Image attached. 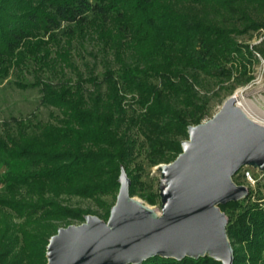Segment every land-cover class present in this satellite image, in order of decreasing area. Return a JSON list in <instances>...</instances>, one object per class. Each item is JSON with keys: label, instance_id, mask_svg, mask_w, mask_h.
<instances>
[{"label": "trees", "instance_id": "1", "mask_svg": "<svg viewBox=\"0 0 264 264\" xmlns=\"http://www.w3.org/2000/svg\"><path fill=\"white\" fill-rule=\"evenodd\" d=\"M260 29L264 0H0V79L32 61L36 82L18 86L40 87L42 104L58 111L47 122L13 118L0 129V263L49 264L61 228L89 215L109 220L114 204L105 198L117 199L123 169L130 195L156 204L159 193H139V151L152 167L183 153L190 127L207 117L210 98L200 89L252 79L253 52L238 37ZM86 43L95 46L101 77L73 60L75 45ZM45 72L60 82L42 80ZM220 209L234 264H264L263 198ZM142 264L222 262L155 256Z\"/></svg>", "mask_w": 264, "mask_h": 264}, {"label": "water", "instance_id": "2", "mask_svg": "<svg viewBox=\"0 0 264 264\" xmlns=\"http://www.w3.org/2000/svg\"><path fill=\"white\" fill-rule=\"evenodd\" d=\"M236 104L233 96L212 120L190 127L183 153L163 166L161 217L132 198L123 169L109 223L89 215L80 226L61 228L48 246L49 264H142L155 256L205 255L234 264L220 205L248 195L246 187L232 181L241 168L264 169V126Z\"/></svg>", "mask_w": 264, "mask_h": 264}, {"label": "rangeland", "instance_id": "3", "mask_svg": "<svg viewBox=\"0 0 264 264\" xmlns=\"http://www.w3.org/2000/svg\"><path fill=\"white\" fill-rule=\"evenodd\" d=\"M238 40L240 43L249 46L250 50L253 52V57L251 58L252 63L248 65L250 70L249 74L252 79L250 82L243 85L236 84L233 80L223 85L210 81L207 89H200L201 95H206L207 93V96L210 98L207 117L203 123L212 120L223 109L225 103L233 96L240 97V99L246 103L252 115L258 117V119L264 123V55L257 49V47L264 48V29L255 32L251 31L248 34L239 36ZM72 54L75 64L82 71L88 73V71H86V64H88L96 71V74L101 77L103 68L99 60L96 59L97 54L93 44L86 43L85 45H75ZM28 66V69H25L22 74L12 71L6 79H0L1 130H3L5 124L12 122L13 118H23L27 121H32L35 125L49 121L52 114H58L57 110L42 104L40 87L23 89L18 86L19 82L24 84L36 82L35 65L32 61H29ZM67 72L69 76L73 77V73ZM41 78L46 82L49 81L54 84L60 82V76L56 73L45 72L41 74ZM260 125L263 126L261 123ZM137 162L144 167V171L141 173V182L144 184L139 187V193L148 194L154 192L160 195L161 178L164 170L163 166L166 164L152 167L146 158L145 149L139 151ZM232 181L238 186L246 187L248 190L247 196H251L253 201L259 197L263 198L264 201V169L262 167L258 165L244 166L237 175L232 178ZM132 198L145 206L153 217L159 218L163 215L161 195L156 204H150L139 195ZM105 200L115 206L118 199L113 200L107 197ZM63 201L65 204L74 207L91 208L94 211H98L100 214L104 212L102 208L98 207L97 204L91 200H83L77 197H64ZM98 217L100 218V216ZM226 217L228 219L227 215ZM101 219L106 223L110 221V218L109 220ZM86 222V219L82 222L73 221L71 225L80 226Z\"/></svg>", "mask_w": 264, "mask_h": 264}, {"label": "bare ground", "instance_id": "4", "mask_svg": "<svg viewBox=\"0 0 264 264\" xmlns=\"http://www.w3.org/2000/svg\"><path fill=\"white\" fill-rule=\"evenodd\" d=\"M235 98H236V100H237V106H238V108H240L242 111H243V113L250 119H252V121H254L255 123H257V124H259L260 125V123L264 126V123H262L259 119H258V117H255L254 115H252V113L249 111V109H248V106L246 105V103L245 102H243L241 99H240V97H238V96H235Z\"/></svg>", "mask_w": 264, "mask_h": 264}]
</instances>
